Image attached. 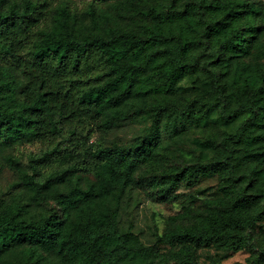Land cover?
<instances>
[{
	"label": "trees",
	"instance_id": "trees-1",
	"mask_svg": "<svg viewBox=\"0 0 264 264\" xmlns=\"http://www.w3.org/2000/svg\"><path fill=\"white\" fill-rule=\"evenodd\" d=\"M98 1L0 0V75L12 95L0 102V153L31 197L55 195L64 210L62 217L36 221L1 216L0 258L24 246L17 256L20 264H158V247H144L131 233L97 230L89 214L102 210L111 194L127 185L131 171L152 157L164 110L134 151L92 140L108 109L134 93L174 92L193 72L188 56L199 44L196 28L216 33L237 55L249 52L263 31L253 19L261 9L233 0L222 8L226 20L217 23L200 19L196 27L185 11L171 7L164 25L147 29L146 39L128 33L106 39L96 31L103 11ZM246 16L252 20L242 29ZM157 77L161 85H154ZM260 93L264 103V86ZM245 141L254 145L260 139ZM260 153L264 160V150ZM178 186L175 181L161 193L167 198ZM250 204L235 202L241 208ZM221 221L213 220L211 231L173 230L161 241L184 245L177 260L191 264L193 247L223 239L235 244L221 232L239 222L231 216ZM236 242L244 244L241 238Z\"/></svg>",
	"mask_w": 264,
	"mask_h": 264
},
{
	"label": "rangeland",
	"instance_id": "rangeland-1",
	"mask_svg": "<svg viewBox=\"0 0 264 264\" xmlns=\"http://www.w3.org/2000/svg\"><path fill=\"white\" fill-rule=\"evenodd\" d=\"M83 1L59 0L78 5ZM230 1L99 0L103 11L98 15L96 31L106 39L121 33L146 39L147 29L164 25L171 7L185 11L196 26L200 19L208 24L222 21V8ZM241 1L261 9L253 19L263 31L249 52L232 53L216 33L196 28L199 44L188 56L193 72L174 92L157 89L150 94L134 93L108 109L103 128L92 140L107 148L134 151L149 135L159 109L164 110L159 136L151 147L152 157L131 171L127 185L113 192L102 210L89 214L97 230L131 233L144 247H158V264H182L176 255L184 245L162 242L167 233L211 231L213 220L221 224V219L229 216L239 224L221 233L234 238L235 244L223 239L193 247L191 264H264V160L258 158L264 150L260 93L264 86V0ZM84 19L82 16L79 21ZM251 20L243 17L239 26L245 29ZM4 83L0 75V102L7 103L12 95ZM161 84L157 77L154 85ZM250 136L260 141L247 145L245 140ZM227 160L231 163H221ZM119 169L124 171L125 166ZM175 181L178 188L165 198L161 192ZM238 199L250 200L251 204L241 208L235 205ZM107 209L111 210L110 217ZM63 212L55 195L31 197L0 153V217L36 221L62 217ZM240 238L242 246L236 242ZM23 247L4 254L0 264H20L17 256ZM236 247L239 249L234 250Z\"/></svg>",
	"mask_w": 264,
	"mask_h": 264
}]
</instances>
